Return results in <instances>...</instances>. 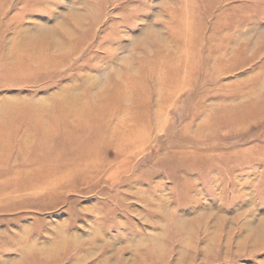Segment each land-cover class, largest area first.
I'll return each instance as SVG.
<instances>
[{
	"label": "rangeland",
	"instance_id": "1",
	"mask_svg": "<svg viewBox=\"0 0 264 264\" xmlns=\"http://www.w3.org/2000/svg\"><path fill=\"white\" fill-rule=\"evenodd\" d=\"M0 264H264V0H0Z\"/></svg>",
	"mask_w": 264,
	"mask_h": 264
}]
</instances>
